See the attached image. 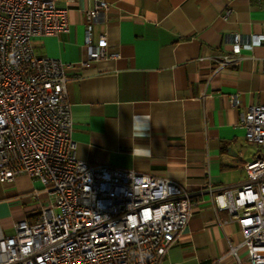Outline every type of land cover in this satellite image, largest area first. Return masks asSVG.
<instances>
[{
  "label": "crops",
  "instance_id": "1",
  "mask_svg": "<svg viewBox=\"0 0 264 264\" xmlns=\"http://www.w3.org/2000/svg\"><path fill=\"white\" fill-rule=\"evenodd\" d=\"M94 1L58 0L69 30L37 38V54L85 60L86 11ZM106 1V14L91 25L93 40L104 33L107 52L118 57L67 73L75 156L164 177L192 194L190 219L166 262L249 264L237 221L213 194L241 187L244 163L259 153L239 116L264 102V44L242 48L230 65L218 67L215 58L231 52L234 33L246 40L264 32V0ZM47 199L27 174L0 182V237L19 220H35Z\"/></svg>",
  "mask_w": 264,
  "mask_h": 264
},
{
  "label": "built area",
  "instance_id": "2",
  "mask_svg": "<svg viewBox=\"0 0 264 264\" xmlns=\"http://www.w3.org/2000/svg\"><path fill=\"white\" fill-rule=\"evenodd\" d=\"M57 1L0 0V182L27 174L48 195L35 220H19L0 237V264H178L166 256L188 224L192 194L164 177L75 156L67 73L118 53L107 52L104 33L93 40L91 25L108 9L106 0H95L86 11L85 60L37 54V38L69 30ZM231 38V52L215 58L218 67L232 64L242 48L264 44V32ZM230 102L238 104L236 93ZM239 124L259 156L244 163L241 187L213 197L237 221L249 264H264V102L248 105Z\"/></svg>",
  "mask_w": 264,
  "mask_h": 264
},
{
  "label": "water",
  "instance_id": "3",
  "mask_svg": "<svg viewBox=\"0 0 264 264\" xmlns=\"http://www.w3.org/2000/svg\"><path fill=\"white\" fill-rule=\"evenodd\" d=\"M257 156H259V155H257Z\"/></svg>",
  "mask_w": 264,
  "mask_h": 264
}]
</instances>
